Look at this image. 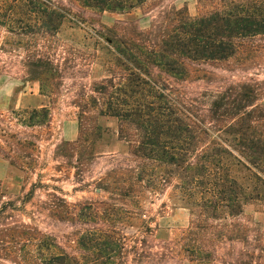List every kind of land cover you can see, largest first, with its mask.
Returning a JSON list of instances; mask_svg holds the SVG:
<instances>
[{
	"label": "trees",
	"instance_id": "obj_1",
	"mask_svg": "<svg viewBox=\"0 0 264 264\" xmlns=\"http://www.w3.org/2000/svg\"><path fill=\"white\" fill-rule=\"evenodd\" d=\"M79 1L100 12H124L150 0ZM65 9L53 0H3L0 24L10 32L54 37ZM235 10L192 17L173 9L162 12L148 30L120 22L101 36L113 66L94 84V96L75 104L79 140L63 141L57 149L93 144L100 128L96 121L92 126L90 115L96 114L118 121V137L129 145L132 165L118 162L100 180L98 191L108 194L106 201L70 204L63 190L52 186L46 217L54 226L69 224L74 230L66 235L26 224L11 228L14 239L6 245L30 248L18 264H213L217 245L212 251L207 244L245 241L246 232L235 233L228 220L243 216L248 204L264 206L261 93L247 81L214 88L215 72L202 70L230 63L245 39L264 33V21L254 13ZM26 68L43 93H51L59 75L51 57L35 54ZM29 115V127L47 125L51 118L47 107ZM78 162L74 168L81 176L84 165ZM41 187L46 186L34 184L29 198ZM168 189L171 199L191 211L192 222L177 239L159 241L142 202L147 191L159 195ZM6 206L0 209V233ZM84 220L93 221L92 228L81 230ZM255 241L257 251L242 255V264H264V237Z\"/></svg>",
	"mask_w": 264,
	"mask_h": 264
},
{
	"label": "rangeland",
	"instance_id": "obj_2",
	"mask_svg": "<svg viewBox=\"0 0 264 264\" xmlns=\"http://www.w3.org/2000/svg\"><path fill=\"white\" fill-rule=\"evenodd\" d=\"M53 2L64 6L67 14L54 37L10 32L0 24V209L7 205L1 222L4 232L0 233V264L22 263L25 253L30 251L21 245H6V241L14 239L15 232L11 228L18 224L39 227L45 233L60 231L67 235L73 232L71 225L54 226L46 217L45 204L49 202V193L53 192L52 186L61 188L70 204L106 201L108 194L98 191L100 180L106 178L118 162L124 168L132 165L129 145L118 137V121L97 118L96 114L90 115L92 126L96 121L100 128H97L99 137L94 145L91 141L78 149H57L63 141L74 144L79 140L80 111L75 104L94 96V84L108 75V69L113 66L108 63L111 56L101 36L120 22H136L142 30H148L160 21L158 16L162 12L173 9L186 10L192 17H199L222 10L231 14L239 6L264 21V0H150L124 12H100L84 7L79 0ZM1 6L3 0H0ZM249 7L254 9L249 11ZM16 20L20 21L21 16ZM35 54L51 57L58 69L59 78L53 81L51 93H43L41 82L27 74L26 64ZM202 70L215 72V77L210 79L214 88L225 82L257 84L260 104L264 105V33L245 39L240 54L230 63L202 67ZM202 84L199 82L200 86ZM43 107L49 109L50 122L42 127H29V112ZM80 159L84 165L81 176L79 169L74 168ZM34 184L46 187L37 188L29 198ZM170 194L169 189L159 195L147 191L142 202L147 219L153 220L151 226L156 229L159 241L168 236L177 239L192 222L191 211L171 199ZM93 223L84 220L81 230L92 228ZM228 223L235 233L246 232L245 241L214 239V246L213 241L207 244L212 251L217 245L213 264H242V255H253L257 251L255 240L264 237V206L248 204L243 216ZM214 237L218 238L217 232Z\"/></svg>",
	"mask_w": 264,
	"mask_h": 264
}]
</instances>
